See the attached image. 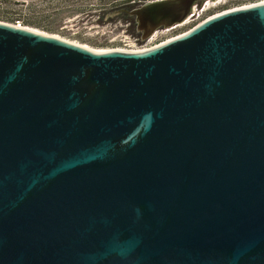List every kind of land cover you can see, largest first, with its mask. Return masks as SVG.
<instances>
[{
    "label": "water",
    "instance_id": "1",
    "mask_svg": "<svg viewBox=\"0 0 264 264\" xmlns=\"http://www.w3.org/2000/svg\"><path fill=\"white\" fill-rule=\"evenodd\" d=\"M0 264H264V4L144 51L0 22Z\"/></svg>",
    "mask_w": 264,
    "mask_h": 264
},
{
    "label": "rangeland",
    "instance_id": "2",
    "mask_svg": "<svg viewBox=\"0 0 264 264\" xmlns=\"http://www.w3.org/2000/svg\"><path fill=\"white\" fill-rule=\"evenodd\" d=\"M134 1L136 4L129 7L125 0H0V22L11 24L20 19L25 28L94 52L122 50L127 48L125 36L131 31L122 22H109L119 16L113 15V11L131 10L154 0ZM138 1L143 4H137ZM258 2L264 4V0H204L202 5L192 8L183 23L160 29L148 44H162L189 32L212 16Z\"/></svg>",
    "mask_w": 264,
    "mask_h": 264
},
{
    "label": "built area",
    "instance_id": "3",
    "mask_svg": "<svg viewBox=\"0 0 264 264\" xmlns=\"http://www.w3.org/2000/svg\"><path fill=\"white\" fill-rule=\"evenodd\" d=\"M258 4H262V2H258L256 4H251V5H258ZM248 5V6H251ZM10 25L16 27V28H25L22 24V22L20 20H15L13 23H11ZM158 31L154 32L147 40H142L141 37L136 36L135 34L131 33L130 34H126V45L127 48L122 49V51H144V50H148L152 47H155L157 45H153V44H148V40H151L152 37H154V35L157 34ZM159 45V44H158Z\"/></svg>",
    "mask_w": 264,
    "mask_h": 264
},
{
    "label": "trees",
    "instance_id": "4",
    "mask_svg": "<svg viewBox=\"0 0 264 264\" xmlns=\"http://www.w3.org/2000/svg\"><path fill=\"white\" fill-rule=\"evenodd\" d=\"M2 1H6V0H2ZM131 1H134V0H125L126 4L130 5L129 7H132L134 4H136V1H134V2H131ZM140 3L143 4L142 1H138L137 4H140ZM98 16H100V15H98ZM99 18H102V16H100ZM118 21L119 22H122L125 25H127V27L129 28V30L133 34H135L136 36H138V37L141 36L140 33H138L137 30H136V26H135V22L133 20V17L128 16L127 14L122 13L119 16H117L116 19H110L109 22H118Z\"/></svg>",
    "mask_w": 264,
    "mask_h": 264
},
{
    "label": "flooded vegetation",
    "instance_id": "5",
    "mask_svg": "<svg viewBox=\"0 0 264 264\" xmlns=\"http://www.w3.org/2000/svg\"><path fill=\"white\" fill-rule=\"evenodd\" d=\"M203 1H204V0H198L197 2H195V4H194L193 7H195V5H199V6L202 5ZM193 7H192V8H193ZM247 7H248V6H247ZM187 18H188V17H187ZM133 20H134V18H133ZM185 20H186V19H185ZM185 20H184V21H185ZM184 21H183V22H184ZM183 22H182V23H183ZM160 29H163V28H160ZM160 29H158L157 31H159ZM155 32H156V31H155ZM140 37H141V36H140Z\"/></svg>",
    "mask_w": 264,
    "mask_h": 264
}]
</instances>
